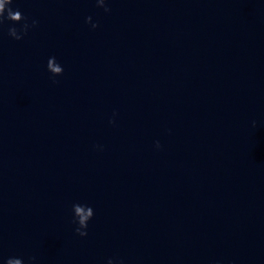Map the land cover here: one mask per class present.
Returning a JSON list of instances; mask_svg holds the SVG:
<instances>
[{
  "label": "water",
  "instance_id": "obj_1",
  "mask_svg": "<svg viewBox=\"0 0 264 264\" xmlns=\"http://www.w3.org/2000/svg\"><path fill=\"white\" fill-rule=\"evenodd\" d=\"M7 7L0 264H264V0Z\"/></svg>",
  "mask_w": 264,
  "mask_h": 264
},
{
  "label": "clouds",
  "instance_id": "obj_2",
  "mask_svg": "<svg viewBox=\"0 0 264 264\" xmlns=\"http://www.w3.org/2000/svg\"><path fill=\"white\" fill-rule=\"evenodd\" d=\"M12 3V0H0V25H2L5 20L16 24L20 23L21 21H24L22 24V27L17 30L16 28H9L8 29V36L11 37L14 40H21L24 35H26L30 25L27 23V17H24L21 15L19 10L13 11L9 6ZM96 6L98 8H103L105 12L110 11L107 7H105V0H96ZM86 23L91 22V17H87L85 20ZM36 21L33 20L31 27L36 26ZM92 29L94 30L97 25L92 24ZM19 31V34H18ZM47 71L51 74L52 77L60 76L63 73V68L56 62L55 57H51L47 61ZM53 83H56L55 80H53ZM110 124L113 123V121H109ZM253 126L255 127V122H253ZM155 147L157 149L160 148L159 142L155 144ZM72 211L76 213L77 216H79V227L76 228V234L80 237H84L87 235V232L85 229L87 228L86 221H89V218H92L93 216V210L91 207L83 206V205H73ZM73 222L76 223L75 217H73ZM81 229H84L83 231ZM5 264H22L21 259L18 258H9L6 260ZM108 264H113V261L110 259L108 261Z\"/></svg>",
  "mask_w": 264,
  "mask_h": 264
}]
</instances>
